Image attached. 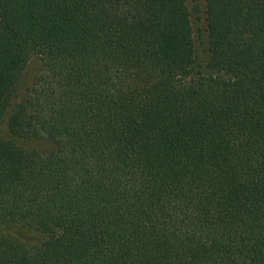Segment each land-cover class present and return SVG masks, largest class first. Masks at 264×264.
Returning <instances> with one entry per match:
<instances>
[{"label":"trees","instance_id":"16d2710c","mask_svg":"<svg viewBox=\"0 0 264 264\" xmlns=\"http://www.w3.org/2000/svg\"><path fill=\"white\" fill-rule=\"evenodd\" d=\"M202 2L0 0V264H264V0Z\"/></svg>","mask_w":264,"mask_h":264},{"label":"rangeland","instance_id":"374dc122","mask_svg":"<svg viewBox=\"0 0 264 264\" xmlns=\"http://www.w3.org/2000/svg\"><path fill=\"white\" fill-rule=\"evenodd\" d=\"M187 6L190 11V23L193 30V36L195 39V52L199 59L204 56V21H203V2L202 0H187ZM33 62H30L26 70L24 71L23 81L30 79L35 70L33 69ZM5 127L0 126V132ZM0 231L6 233L18 240L24 246H35L40 243L43 236L36 230L25 228L19 225H13L6 228H2Z\"/></svg>","mask_w":264,"mask_h":264}]
</instances>
